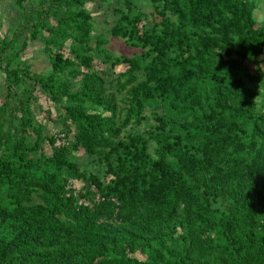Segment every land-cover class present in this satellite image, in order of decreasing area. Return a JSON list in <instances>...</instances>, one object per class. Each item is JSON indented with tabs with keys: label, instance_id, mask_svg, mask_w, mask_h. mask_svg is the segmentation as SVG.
I'll use <instances>...</instances> for the list:
<instances>
[{
	"label": "trees",
	"instance_id": "trees-1",
	"mask_svg": "<svg viewBox=\"0 0 264 264\" xmlns=\"http://www.w3.org/2000/svg\"><path fill=\"white\" fill-rule=\"evenodd\" d=\"M55 1L40 0L37 18L20 22L0 46V264H264V186L253 181L264 178L257 2L152 0L164 2L160 14L172 9L180 21L215 33L219 41L203 47L182 40L179 28L158 33L157 22L138 36V16L120 15L112 33L149 47L157 58L145 64L101 53L99 35L88 55L92 36L77 29L87 18L71 12L88 0H65L66 11ZM38 38L50 51L45 72L21 59ZM67 39L75 44L69 56ZM95 58L128 69L112 77ZM74 77L82 79L76 90ZM123 91L124 125L136 120L142 127L151 117L149 131L121 137ZM41 95L55 105L60 130L39 120L34 103ZM245 143L255 157L244 154ZM81 151L94 161L78 160ZM220 193L242 212L222 209ZM172 221L185 233L175 237Z\"/></svg>",
	"mask_w": 264,
	"mask_h": 264
},
{
	"label": "rangeland",
	"instance_id": "rangeland-1",
	"mask_svg": "<svg viewBox=\"0 0 264 264\" xmlns=\"http://www.w3.org/2000/svg\"><path fill=\"white\" fill-rule=\"evenodd\" d=\"M21 0H0V46L4 41H10L15 32L17 31V25L20 22H24L31 18H37L36 13L41 10L40 0H24V7L20 4ZM52 1V0H47ZM258 4L256 11L254 12V17L258 25L264 23V0H255ZM56 8H62L66 11L65 0H56L53 2ZM164 2H160V6L157 7L156 3L152 0H108V2H102L100 0H88L85 4H75L71 6V12L76 13L77 11L83 12L84 16L87 18L86 24L77 25L79 34L89 33L92 39L89 43L91 51L88 55L94 54L97 50V36L103 41L102 52L110 54L113 58H129L130 60H135L141 63L148 64L157 58V55L149 50V47L144 46L141 41L137 38L128 40L127 38H122L115 36L112 33V27L118 22L120 15L130 12L133 17L138 16V36L149 35L152 33L155 23H158L157 32L160 33L164 27L168 28H179L182 40H192L195 46L203 47L205 43L212 42L215 40V33H211L202 28L193 27L184 21H180L177 14L172 9H165L163 14L159 13V10H163ZM53 11V9H52ZM50 25H57V18L54 14L49 17ZM184 24H187L185 26ZM83 26V28H82ZM127 26V25H126ZM45 35H49L47 31L44 32ZM219 41L218 38H216ZM72 45H75L72 39H67L64 41V46H66L65 53L69 56V49ZM20 48V47H19ZM45 50V43L41 38L30 42L27 48L21 53V59L25 61L33 71L45 72L50 68V51ZM100 53V59L102 54ZM99 58L94 59V66L101 72L107 73V75L116 77L119 73H123L128 69L127 64L119 65L114 69L110 64H106L100 61ZM247 64L252 72L256 74L257 64L252 60L248 59ZM260 65L264 68V58L260 60ZM87 71V69H84ZM5 74L0 71V95L3 89H6ZM69 77V75H68ZM110 77H108V82ZM143 78L140 76L136 84ZM70 85L73 90L82 87L81 77L70 78ZM126 91L118 94V113L120 114V119L118 120L117 126L120 127L121 137H125L128 133H140L147 132L149 129L153 128L151 126V121L153 123L154 119L149 117L144 120L142 127H139L136 120L132 123L124 125V118L126 109L129 107L127 103ZM2 101V96H0V105ZM34 106L38 111V118L40 121L48 125L49 127H54L56 130H60L63 124L57 118V111L55 110V105L50 101L46 95H41L40 98L34 103ZM104 113L102 110L100 111ZM105 116H109V113H105ZM72 137V135H71ZM245 147L242 150L244 154L249 157H255L256 153L253 148H251L250 143H245ZM49 152V149L46 148ZM78 160L83 162L94 161L93 157L87 156L80 152L78 155ZM105 182L109 180L103 179ZM254 186L262 188L264 186V178L254 179ZM77 186H81V181H75ZM247 193V192H246ZM219 202L222 209H233L238 211L240 208V203L229 196L226 193H220ZM180 213H183L182 211ZM183 215V214H182ZM173 224L177 223L172 221ZM186 231V226L183 228L182 224L177 223V229L175 237L184 234ZM139 257L143 258L141 254Z\"/></svg>",
	"mask_w": 264,
	"mask_h": 264
}]
</instances>
